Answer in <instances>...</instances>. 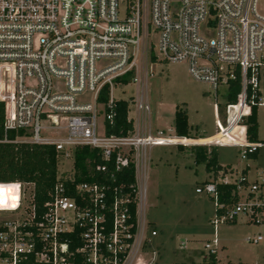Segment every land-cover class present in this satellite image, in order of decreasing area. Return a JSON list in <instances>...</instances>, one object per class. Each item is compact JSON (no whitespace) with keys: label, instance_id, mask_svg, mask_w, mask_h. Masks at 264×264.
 <instances>
[{"label":"built area","instance_id":"obj_1","mask_svg":"<svg viewBox=\"0 0 264 264\" xmlns=\"http://www.w3.org/2000/svg\"><path fill=\"white\" fill-rule=\"evenodd\" d=\"M257 1L0 0L4 129L22 131L13 142L51 144L58 162L72 161L70 173L57 176L39 208L33 185L14 182L19 188L15 207L0 208V264H26L28 258L35 264H148L137 256L149 242L144 236V185L138 192L134 184L130 198L116 173L132 163L143 184L146 152L152 146H234L241 159L257 156L264 148V139H257L264 108V12L257 10ZM148 56L185 62L190 77L207 84L214 98L219 87L226 86L227 95L237 85L234 102L223 108L214 102L212 134L179 135L174 125L165 129L159 120L151 132L144 86ZM139 81V95L131 99L135 124L125 100L133 130L108 133L117 101L114 84ZM104 86L107 100L100 101ZM254 111L257 130L251 140L247 120ZM81 147L95 150L102 163L93 158L88 166L111 174V183L74 182V152ZM226 170L195 188L214 200L210 223H232L243 215L245 222L264 224V178L250 182L242 174L230 180ZM227 184L234 186L230 202L220 201L218 186ZM132 202L135 226L129 221ZM261 239L258 234L245 241ZM217 243L215 234L204 243L207 254L216 255Z\"/></svg>","mask_w":264,"mask_h":264},{"label":"rangeland","instance_id":"obj_2","mask_svg":"<svg viewBox=\"0 0 264 264\" xmlns=\"http://www.w3.org/2000/svg\"><path fill=\"white\" fill-rule=\"evenodd\" d=\"M257 10L264 12V0H258ZM107 63V60H102ZM61 82V81H60ZM141 81L124 85L114 84L112 96L117 100L129 101L128 117L133 124L138 118L131 99L137 98ZM145 94L150 107L149 126L157 121L166 128H173L174 109L178 106L186 115L188 132L207 136L214 132V102L223 108L227 102V87H219L214 98L210 87L193 80L187 72L185 62H165L147 57ZM257 139H264V108L258 115ZM44 135V134H42ZM217 162L227 167L230 180L243 174L250 182L264 178V148L256 158L241 159L239 149L234 146L216 147ZM148 168L144 181V205L142 212L146 221L144 236L149 240L137 256L148 264H204L207 251L204 243L217 238L216 261L264 263V224L245 222L240 215L235 222L213 226L214 200L205 192L195 188L213 178L203 163H196L190 147L152 146L147 152ZM71 160L62 159L57 164V176L71 170ZM70 173V172H69ZM66 173V174H69ZM137 191L143 187L139 173H135ZM6 196L0 193V197ZM9 196V195H8ZM6 196V197H8ZM137 224L141 208L137 202ZM154 230L155 234L151 235ZM261 235L257 243L246 242L248 236ZM182 243V244H181ZM182 245V247H179ZM153 256V257H152Z\"/></svg>","mask_w":264,"mask_h":264},{"label":"trees","instance_id":"obj_3","mask_svg":"<svg viewBox=\"0 0 264 264\" xmlns=\"http://www.w3.org/2000/svg\"><path fill=\"white\" fill-rule=\"evenodd\" d=\"M152 60H156L151 56ZM129 76V75H128ZM125 76L122 81L128 80ZM107 86L103 87L100 101L107 100ZM238 92L237 85H233L227 94V102H234ZM115 114L113 124L107 128L108 133L127 134L133 130L131 120L127 119V102L117 100L114 105ZM249 138L254 140L257 130L255 111L247 120ZM174 128L179 135L188 133L186 114L178 107L174 109ZM22 131L5 130L3 120V104L0 102V183H31L33 185V202L36 207H41L48 198V193L57 181L58 154L51 144H30L13 142L17 135ZM183 148L182 146H179ZM193 159L196 163H203L207 172L216 174L218 170L225 171L228 166H222L217 162L216 147L192 146ZM95 159L96 163H102L95 150L88 147H81L74 152V182L103 180L107 183L112 182L111 174L105 171L90 170L88 160ZM250 158H256L253 154ZM93 163V166L96 164ZM245 169L243 170V174ZM117 183L121 186L122 192L128 193L130 198L135 194V172L132 163L123 167L115 175ZM231 184L219 185V200L229 201ZM230 202V201H229ZM129 221L134 222L135 226V203L128 204ZM133 230V228H132ZM215 254H206L202 259L204 264H247L242 262H217ZM26 264H35L33 259L26 261ZM264 264V263H257Z\"/></svg>","mask_w":264,"mask_h":264},{"label":"bare ground","instance_id":"obj_4","mask_svg":"<svg viewBox=\"0 0 264 264\" xmlns=\"http://www.w3.org/2000/svg\"><path fill=\"white\" fill-rule=\"evenodd\" d=\"M18 186L15 183H0V193H5L6 196L0 197V208H14L18 199Z\"/></svg>","mask_w":264,"mask_h":264},{"label":"crops","instance_id":"obj_5","mask_svg":"<svg viewBox=\"0 0 264 264\" xmlns=\"http://www.w3.org/2000/svg\"><path fill=\"white\" fill-rule=\"evenodd\" d=\"M173 121H174V118H173ZM190 124V123H189ZM153 132H154V128H153ZM179 147V146H178ZM179 148H181V147H179ZM148 161H149V159H148ZM148 161H147V163H146V169H145V173H146V170H147V168H148ZM136 173H139V175H140V172L138 171V172H136ZM213 174V173H212ZM141 177V176H140ZM210 180V179H209ZM144 181H145V175H144V179H143V185H144ZM179 247H182V245H179Z\"/></svg>","mask_w":264,"mask_h":264}]
</instances>
